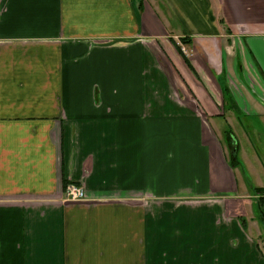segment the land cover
<instances>
[{"label":"crops","instance_id":"obj_1","mask_svg":"<svg viewBox=\"0 0 264 264\" xmlns=\"http://www.w3.org/2000/svg\"><path fill=\"white\" fill-rule=\"evenodd\" d=\"M257 189L264 0H0V264H264Z\"/></svg>","mask_w":264,"mask_h":264},{"label":"built area","instance_id":"obj_2","mask_svg":"<svg viewBox=\"0 0 264 264\" xmlns=\"http://www.w3.org/2000/svg\"><path fill=\"white\" fill-rule=\"evenodd\" d=\"M181 52L185 54V49L184 47L180 46ZM65 198L69 201H78V200H83L85 199V193L82 188L77 187L73 184L67 185L65 189ZM264 213V204H263V209Z\"/></svg>","mask_w":264,"mask_h":264},{"label":"trees","instance_id":"obj_3","mask_svg":"<svg viewBox=\"0 0 264 264\" xmlns=\"http://www.w3.org/2000/svg\"><path fill=\"white\" fill-rule=\"evenodd\" d=\"M183 42H184V43H186V40H185V39H183ZM257 191H258V192H260V193H263V192H264V190H262V189H257ZM262 214H263V216H264V213H263V211H262Z\"/></svg>","mask_w":264,"mask_h":264}]
</instances>
